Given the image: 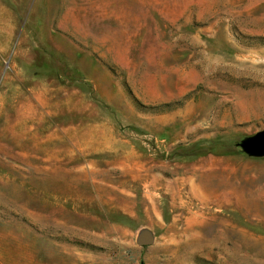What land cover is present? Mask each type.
<instances>
[{
	"label": "rangeland",
	"instance_id": "1",
	"mask_svg": "<svg viewBox=\"0 0 264 264\" xmlns=\"http://www.w3.org/2000/svg\"><path fill=\"white\" fill-rule=\"evenodd\" d=\"M264 0H0V264H264Z\"/></svg>",
	"mask_w": 264,
	"mask_h": 264
},
{
	"label": "water",
	"instance_id": "2",
	"mask_svg": "<svg viewBox=\"0 0 264 264\" xmlns=\"http://www.w3.org/2000/svg\"><path fill=\"white\" fill-rule=\"evenodd\" d=\"M240 146L250 154H264V128L253 137L242 142Z\"/></svg>",
	"mask_w": 264,
	"mask_h": 264
}]
</instances>
